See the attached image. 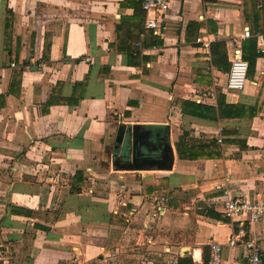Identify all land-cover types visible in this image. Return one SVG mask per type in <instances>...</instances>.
<instances>
[{"label": "crops", "instance_id": "obj_1", "mask_svg": "<svg viewBox=\"0 0 264 264\" xmlns=\"http://www.w3.org/2000/svg\"><path fill=\"white\" fill-rule=\"evenodd\" d=\"M168 3L156 30L139 0H0V264H207L235 230L225 192L264 202V11ZM238 49L255 71L230 91ZM136 125L170 169L119 168ZM250 232L264 264V220Z\"/></svg>", "mask_w": 264, "mask_h": 264}, {"label": "built area", "instance_id": "obj_2", "mask_svg": "<svg viewBox=\"0 0 264 264\" xmlns=\"http://www.w3.org/2000/svg\"><path fill=\"white\" fill-rule=\"evenodd\" d=\"M148 16V26L159 30L162 26L160 18L168 8V0H139ZM249 37L250 32L245 31ZM205 47L209 42L205 41ZM14 67V64H12ZM249 64L243 58L241 49L236 50L231 69L228 74L227 88L230 91H242L248 80ZM221 142L222 139H219ZM226 210L225 214L235 222V230L226 244L211 241L210 257L207 264H222L224 251L227 248L243 247L246 250L245 264H263L262 248L258 241L251 236L250 228L254 223L264 220V202L240 200L234 197L230 191L225 192Z\"/></svg>", "mask_w": 264, "mask_h": 264}, {"label": "water", "instance_id": "obj_3", "mask_svg": "<svg viewBox=\"0 0 264 264\" xmlns=\"http://www.w3.org/2000/svg\"><path fill=\"white\" fill-rule=\"evenodd\" d=\"M151 136L152 132L149 131L141 133L140 127L137 125L128 128V130L122 127L119 131L117 142L122 145L124 140H127V144L131 145L132 161L122 165H119L116 161L114 164L116 166L119 165L120 169H146L137 162V157L144 156L145 159H151L149 165L146 166L156 167L157 169H170L174 161V153L168 140L163 138L158 147L154 150H149V152L146 151L147 153L139 146L142 139H147Z\"/></svg>", "mask_w": 264, "mask_h": 264}, {"label": "trees", "instance_id": "obj_4", "mask_svg": "<svg viewBox=\"0 0 264 264\" xmlns=\"http://www.w3.org/2000/svg\"><path fill=\"white\" fill-rule=\"evenodd\" d=\"M250 1H253V9L256 11H258L259 13H261V12H263L264 11V8L263 9H258V5H256V0H250ZM256 11V12H257ZM247 15V14H246ZM246 19H247V17H246ZM8 26H9V23H8ZM7 29V28H6ZM48 43H46V49H45V55H46V58L48 57V55H49V49H48ZM254 48H255V46H254ZM244 54V53H243ZM256 56H258L257 54H256ZM244 59L245 60H247V57H245L244 56ZM248 64H249V72H248V76H251V74H253V72L255 71V60L253 61H251V60H248ZM17 76L18 77H21L22 76V72H19L18 74H17ZM83 85H85L84 84V82L82 83V84H79V85H76L75 87H79V86H83ZM55 101L53 100V98H52V100L48 103V106H51V105H53V103H54ZM61 102H65V103H69V100H62ZM200 108V107H199ZM227 108H229V109H232V110H236V109H238V107H233V106H231V107H227ZM203 109H205V110H207L208 111V114H206V116H204V118H208V119H213V120H218L219 118H224V116H223V113H224V111H225V108L223 107V105L221 104V103H219V109H214V108H209V107H205V108H203ZM219 113V114H218ZM194 114L195 115H197V116H200V113L199 112H194ZM180 157H182V158H185L184 157V155H183V153L180 151Z\"/></svg>", "mask_w": 264, "mask_h": 264}]
</instances>
